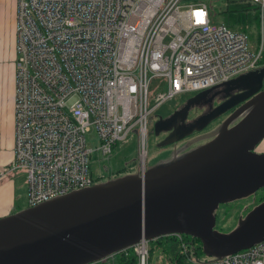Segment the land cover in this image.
<instances>
[{"label":"built area","instance_id":"2783aa9c","mask_svg":"<svg viewBox=\"0 0 264 264\" xmlns=\"http://www.w3.org/2000/svg\"><path fill=\"white\" fill-rule=\"evenodd\" d=\"M244 1L260 9L256 50L246 35L213 22L202 1L17 0L13 160L0 178L24 171L27 207L92 186L99 181L89 171L92 129L104 157L132 133L137 173L144 175L155 109L262 67L264 0ZM154 79L163 89L149 108ZM147 243L133 247L140 264ZM190 262L264 264V240L220 259Z\"/></svg>","mask_w":264,"mask_h":264},{"label":"water","instance_id":"95a60500","mask_svg":"<svg viewBox=\"0 0 264 264\" xmlns=\"http://www.w3.org/2000/svg\"><path fill=\"white\" fill-rule=\"evenodd\" d=\"M216 96L227 101L210 121L235 109L201 136L206 143L142 176L116 177L0 217V264H91L172 235L196 238L205 254L220 259L263 241L264 201L229 234L215 230V212L264 189V153L255 151L264 140V67L188 98L154 130L181 112L185 119L194 105L205 109Z\"/></svg>","mask_w":264,"mask_h":264},{"label":"rangeland","instance_id":"374dc122","mask_svg":"<svg viewBox=\"0 0 264 264\" xmlns=\"http://www.w3.org/2000/svg\"><path fill=\"white\" fill-rule=\"evenodd\" d=\"M200 1L208 4L209 7L211 6L213 8V10L215 11L214 21L216 24H221L222 22L227 23L228 20H226V14L222 12L226 8V0ZM1 7L3 12L0 22V88L4 84V89L9 92L11 87L10 82H12V77L10 76L12 75L11 68L14 64L13 59L15 60L16 57V53L13 48V39L15 37L17 0H2ZM253 37L254 38L249 39V48L251 50H256L259 47V43L257 44L254 34ZM262 48L264 55V44H262ZM8 61L12 63L8 64ZM262 67L264 66L262 65ZM159 83V79H154L150 84L148 99L149 108L153 107L156 104V97L158 93L163 89V87L160 86ZM196 94L197 93H189L176 96L175 98L161 104L151 113L148 125L149 130L146 138L147 169L165 163L172 154L179 155L183 152L185 142H181L177 145V147L171 148L170 156L168 155V151H161L158 147V139L152 133V128L159 117L166 118L168 114H170L176 108H179L180 106L185 104L188 98H191ZM220 101H222V97L216 96L213 101V106L217 107ZM226 101L227 100H224L221 105ZM203 111L204 108H200L198 105H194L190 109L189 118H195L197 120V122L192 126L191 132L188 134V139L185 140L186 142L191 143V147L200 146L202 143L204 144L207 138H202L201 136L216 129L230 115V112L228 111L208 126L210 120L208 119L209 117L207 118V116H209L210 113L205 114ZM205 115L206 117H203ZM86 142L87 147L93 150L89 160V171L95 180H104L106 176L110 175L113 172L115 173L114 176L117 177H125L137 174L138 145L137 139L132 133L129 134V136L125 140L119 141L114 147L112 153L105 157L96 150L99 145L97 134L94 129H92L90 133L86 135ZM255 151H264V141H262V143L256 147ZM103 176H105L103 179H99ZM9 184H11V186ZM1 187L5 189L6 192L12 195H16V201H21V203H23L24 196L27 192V182L24 171L18 170L11 174L2 176L0 178V188ZM262 201H264V189L257 191L255 194L250 195L249 197L220 205L215 212V230L221 234L231 233L237 228L239 221L243 219L249 211H251ZM23 207L27 208V204H24ZM198 256L199 257L197 258V260L199 262L212 259V257H210L209 255L203 254L202 251L199 252ZM194 257L195 256L192 255V258ZM114 258L115 256L108 257L104 260V264H113V262L115 263ZM156 258L157 257H155V261L153 262V264H167L165 261H159L157 263ZM189 264L193 263L190 262Z\"/></svg>","mask_w":264,"mask_h":264},{"label":"trees","instance_id":"16d2710c","mask_svg":"<svg viewBox=\"0 0 264 264\" xmlns=\"http://www.w3.org/2000/svg\"><path fill=\"white\" fill-rule=\"evenodd\" d=\"M186 2H200V0H185ZM212 13V21H214L215 11L210 6ZM223 13L226 14V25L231 31L242 33L247 36L248 40L254 38L257 44L261 43L260 39V9L255 3L246 2L244 0H226V8ZM260 65L264 66V55ZM114 179L115 173H111ZM203 252V246L200 241L190 236H181V240L176 236H166L156 240L149 241L146 246L145 264H153L156 258L158 261L163 256L167 264H189L190 259L197 260L199 252ZM192 255L195 257L192 258ZM116 264H140L139 256L134 252L133 248H129L120 252L116 256Z\"/></svg>","mask_w":264,"mask_h":264},{"label":"crops","instance_id":"0c3cea01","mask_svg":"<svg viewBox=\"0 0 264 264\" xmlns=\"http://www.w3.org/2000/svg\"><path fill=\"white\" fill-rule=\"evenodd\" d=\"M0 0V22L2 16V7ZM15 37L13 39V48L15 51ZM12 70V82H10V91L4 89V84L0 88V170L6 168L13 160V137H14V116H13V92H14V69ZM8 110V112H7ZM6 130V131H5ZM264 141V140H263ZM262 143V142H261ZM260 143V144H261ZM259 152V153H263ZM11 186V184H9ZM8 186V185H7ZM17 202V203H16ZM26 195L24 196L23 203L16 201V195H12L0 188V217H5L20 210L25 209ZM113 259V258H112ZM115 263L116 264V257ZM159 261H164L163 256H160ZM105 263V262H104Z\"/></svg>","mask_w":264,"mask_h":264},{"label":"flooded vegetation","instance_id":"af4514ba","mask_svg":"<svg viewBox=\"0 0 264 264\" xmlns=\"http://www.w3.org/2000/svg\"><path fill=\"white\" fill-rule=\"evenodd\" d=\"M13 61H14V59H13ZM10 63H12V62L8 61V64H10ZM210 97H211V95H207L204 99L207 100V99H209ZM212 103H213V101H212ZM221 103H222V101H220L219 105H220ZM219 105H218V106H219ZM218 106H217V107H218ZM237 107H238V106H237ZM214 108H216V107L213 106V104H212V105L208 104V106L204 109L203 112H204L205 114H209V113L212 112V110H213ZM176 109H177V108H176ZM234 109H235V108H233L231 111H233ZM231 111H229V112L231 113ZM205 116H206V115H205ZM221 116H222V115H221ZM221 116H219L218 118H220ZM218 118H215V119H213L212 121H210V122L208 123V126H209L211 123H213L214 121H216ZM194 120H195V118L190 119L188 114H187L186 118L184 119V117H183V113L181 112L180 114H178V115L174 118V120H172V121H170V122H168V121L161 122V123L159 124L157 130H154V125H153L152 133H153V134L155 135V137H157V139H158V146H159L160 144H162L166 139H168V140H175V139H177V141L171 143L170 145L159 147V149H160L161 151H165V152L168 151V152H169L168 155H170V149H171V148H175V147H177V145H178L179 143H181V142H185V143H184V146H185V145L187 146V147H185V149L183 150V152H185V151H187V150H190V149L194 148L195 146H194V147H191V146H189V142H186V141H185V140L188 139V136H189L188 134L191 132L192 126L194 125V123H196V121H194ZM157 121H158V119L156 120V122H157ZM156 122H155V123H156ZM170 127H173V128L169 129ZM214 130H215V129H214ZM214 130L208 132L207 134L213 132ZM203 135H205V134H203ZM210 140H211V138H210ZM207 141H209V140H207ZM207 141H206V142H207ZM206 142H204V143H206ZM183 152H182V153H183ZM182 153H180V154L178 155V157L181 156ZM173 157H175V156L172 154L171 157L169 158V160H171ZM167 160H168V159H167ZM110 178H111V176L108 175V176L105 177L104 180H101V181H95L93 185L98 184V183H102V182H103V183H104V182H107L108 180H111Z\"/></svg>","mask_w":264,"mask_h":264}]
</instances>
